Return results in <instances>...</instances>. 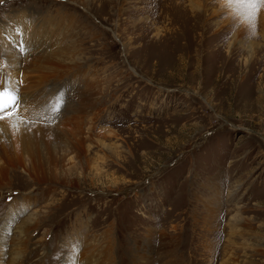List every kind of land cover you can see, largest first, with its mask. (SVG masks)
I'll list each match as a JSON object with an SVG mask.
<instances>
[{"label": "rangeland", "instance_id": "374dc122", "mask_svg": "<svg viewBox=\"0 0 264 264\" xmlns=\"http://www.w3.org/2000/svg\"><path fill=\"white\" fill-rule=\"evenodd\" d=\"M237 7L0 2L30 31L22 72L0 47V89L28 102L11 119L66 99L30 165L0 161V264H264V6L255 30Z\"/></svg>", "mask_w": 264, "mask_h": 264}, {"label": "bare ground", "instance_id": "6f19581e", "mask_svg": "<svg viewBox=\"0 0 264 264\" xmlns=\"http://www.w3.org/2000/svg\"><path fill=\"white\" fill-rule=\"evenodd\" d=\"M14 25H15V29H13V30L11 28V25L8 26V27L5 26V25L4 26L0 25V38L6 39V40H10L9 42H7V45H8L7 48H6V42H4L2 45L0 44V47H2L5 50V52H6L5 58L8 60L9 65H11L12 70H13V67H15L16 72L18 73V71L19 72L23 71L24 68H22V67H24L25 62H26L25 59L24 60L21 59V56H20L21 53L19 51V48H20L21 45H19V44L22 42V40H24V41H25V39L28 40V37H29L28 35H29L30 31L25 27V24L22 21L16 22V19H15L14 20ZM18 39L21 40L20 43H18V41H17ZM32 40H33V42L31 41L30 43H26L25 44L26 52H30L32 50L34 52V51L37 50V48H32V46L36 42V41L34 42V36H32ZM11 42H14V43L11 45ZM37 45L40 46L39 43H37ZM52 53H54V52H52ZM21 62L22 63L24 62L23 65H21L22 64ZM16 72H15V74H16ZM13 76H14V73H13V75L11 77L10 76H7V77H10L12 80H14ZM11 86L12 85L10 83V86H8V87L11 88ZM11 89H13V88H11ZM82 108H83V105L81 107L80 106L79 107H75L74 110L75 111H80V110L82 111L83 110ZM73 117H75V116H73ZM70 118H72V115H70ZM14 125L19 126V131L16 130V127H13ZM29 128L31 129L30 131L28 130ZM42 129H47L48 131H50V132H52L54 134H58L57 130L54 131L55 130V126L44 127V126L40 125V123H38V122H37L35 127H33L31 124H27L26 125V124L18 123V121H16V119L15 120L8 119V120L0 122V137H2V138H0V161L2 159H5L8 164L13 165L14 159H15L14 157L19 155V157H17V159H20V157H21L20 153H22V158H24V160H25V162L27 164L29 162V165H30L32 163V160H33L32 158H34V154L32 153V150H34V151L36 150L35 151V152H37V154H35L36 156H38V151H40L39 142L37 141L36 134H37V132H41ZM73 129H74V127H73ZM60 133L66 134L68 132H60ZM81 136H82V134L77 133V131H76L75 135L73 136L75 139L73 141L71 140L72 141V142H70L71 145L68 146L69 149L68 148L66 149V154H70L71 155L72 153H78V151L80 149L79 143H82V141L81 142L79 141V137H81ZM64 155H65V153H64ZM5 164L6 163H2L1 162L2 166L0 165V176L6 170L5 169ZM1 229L4 230V228H1ZM3 237L4 236L0 235V241L3 239ZM23 241H24V239H23ZM82 264H84V263H82ZM85 264H87V263H85Z\"/></svg>", "mask_w": 264, "mask_h": 264}, {"label": "snow or ice", "instance_id": "6c2138e0", "mask_svg": "<svg viewBox=\"0 0 264 264\" xmlns=\"http://www.w3.org/2000/svg\"><path fill=\"white\" fill-rule=\"evenodd\" d=\"M0 2H2V0H0ZM226 4L228 7H232L233 5L240 6L233 8L235 16L246 21L247 25L255 30L258 19L257 13L259 10L257 6H264V0H226ZM244 9H247L246 14ZM253 34H255L254 31ZM27 103L23 94L19 93L18 90L16 94L10 95L5 89H0V122L11 119L13 116H18L19 110L24 108ZM65 106L66 99L63 93L50 98L38 113L40 116L38 123L44 127L55 125ZM45 113H47V115ZM20 119L21 123L26 125L31 124L35 127L37 124V121H26L23 117H20ZM13 127H16V130L19 131V126L14 125ZM28 130L30 131L31 129L29 128ZM9 199H11V196Z\"/></svg>", "mask_w": 264, "mask_h": 264}]
</instances>
